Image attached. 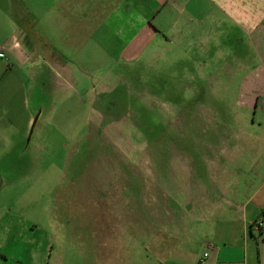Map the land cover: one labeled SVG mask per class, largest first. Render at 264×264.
<instances>
[{
    "label": "rangeland",
    "instance_id": "374dc122",
    "mask_svg": "<svg viewBox=\"0 0 264 264\" xmlns=\"http://www.w3.org/2000/svg\"><path fill=\"white\" fill-rule=\"evenodd\" d=\"M182 1L158 2L156 21L150 22L159 21L162 29L152 39L135 31L152 10L142 0L130 17L123 4L118 21H111L116 27L104 37L73 46L63 38L55 47L48 39L36 40L40 52L52 54L55 48L59 62L56 69L42 62L20 71L32 115L26 133L0 112V264L160 260L153 246L133 241L138 223H108V216L166 209L172 205L168 195L179 197L186 179L203 181L208 163L221 160L218 145L230 143L240 91L257 89L240 86L245 70L217 72L215 40L223 50L231 47V39L218 36L210 21L221 17L218 0ZM201 30L206 54L195 39ZM218 73L224 80H217ZM258 119L251 115L249 122ZM106 207L126 214H106ZM260 222L261 232L248 231L233 244L209 240L214 249L198 230H190L195 238L182 231L169 247V261L196 264L206 253L205 262H212L223 248V261L264 264Z\"/></svg>",
    "mask_w": 264,
    "mask_h": 264
},
{
    "label": "crops",
    "instance_id": "0c3cea01",
    "mask_svg": "<svg viewBox=\"0 0 264 264\" xmlns=\"http://www.w3.org/2000/svg\"><path fill=\"white\" fill-rule=\"evenodd\" d=\"M136 1L142 0H0V53L3 54L0 58V112L16 130L26 133L32 122L27 81L20 71L42 62L56 69L59 62L55 48L52 54L40 52L36 40L48 39L50 42L46 43L55 47L63 38L73 46L81 39L104 37L110 27H116L111 21H118L119 14L123 13L122 5L126 6L124 15L130 17ZM145 1L152 5V10L140 19L135 31L147 32L152 39L159 37L162 29L157 26L159 21L157 25L152 24L157 18L153 9L158 8L160 0ZM172 1L178 4L180 0ZM187 1L191 0H183L182 4ZM216 7L221 17L210 18V21L219 29L218 36L231 39V47L224 50L215 40L214 52L219 55L217 72L224 68L245 70L247 74L242 77L240 86L257 89L252 88L247 95L240 91L236 98L238 110L232 118L237 120L230 127V143L227 145L223 142L228 141L222 140L218 145L221 160L208 163L203 171L205 182L195 177L186 179L179 197L175 193L168 195L172 205L166 209L155 206L144 211L138 208L122 219L108 216V223L120 224L122 220L138 223L133 241L140 246H153L161 254L156 264H171L169 247L182 231L195 238L190 230H198V236L205 239V246L214 249L209 240L222 242V246L233 244L244 239L248 231H257V223L264 221V0H218ZM180 13L184 14L185 10ZM173 17L174 23L177 19L174 13ZM223 17L228 19L227 24L219 19ZM200 33L202 35L195 38L199 41L198 51L206 54L208 42L202 40L205 39L202 30ZM175 39L173 35L168 43H174ZM130 46L126 48H133ZM204 59L207 61V57ZM218 75L221 77L217 80H224L223 73ZM251 115L258 116V121L249 122ZM115 209L106 207L105 213L126 214L125 209ZM209 230L212 232L207 234ZM223 251L226 250L217 249L215 259L204 264H241L221 260ZM202 257L195 260L196 264Z\"/></svg>",
    "mask_w": 264,
    "mask_h": 264
},
{
    "label": "built area",
    "instance_id": "2783aa9c",
    "mask_svg": "<svg viewBox=\"0 0 264 264\" xmlns=\"http://www.w3.org/2000/svg\"><path fill=\"white\" fill-rule=\"evenodd\" d=\"M3 57V54L0 53V58ZM256 227L258 229H261L263 227V223L262 222H258ZM207 254H204L203 257L199 260V264H204L205 258H206Z\"/></svg>",
    "mask_w": 264,
    "mask_h": 264
},
{
    "label": "trees",
    "instance_id": "16d2710c",
    "mask_svg": "<svg viewBox=\"0 0 264 264\" xmlns=\"http://www.w3.org/2000/svg\"><path fill=\"white\" fill-rule=\"evenodd\" d=\"M259 230H261V229H259Z\"/></svg>",
    "mask_w": 264,
    "mask_h": 264
}]
</instances>
